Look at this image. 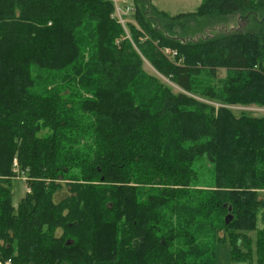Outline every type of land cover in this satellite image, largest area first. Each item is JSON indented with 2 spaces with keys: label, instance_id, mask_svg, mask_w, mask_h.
<instances>
[{
  "label": "trees",
  "instance_id": "trees-1",
  "mask_svg": "<svg viewBox=\"0 0 264 264\" xmlns=\"http://www.w3.org/2000/svg\"><path fill=\"white\" fill-rule=\"evenodd\" d=\"M135 4L127 34L106 0H0V264H215L264 222V116L234 110L264 108V0ZM213 14L253 31L198 44Z\"/></svg>",
  "mask_w": 264,
  "mask_h": 264
},
{
  "label": "rangeland",
  "instance_id": "rangeland-1",
  "mask_svg": "<svg viewBox=\"0 0 264 264\" xmlns=\"http://www.w3.org/2000/svg\"><path fill=\"white\" fill-rule=\"evenodd\" d=\"M130 6L134 9L136 6L135 0H126ZM203 0H153V5L159 11H163L168 13L171 16H176L179 14H187V13H195L200 5L202 4ZM116 14V7L114 6ZM133 14L126 16V20L128 21L127 25L132 24L141 31L140 27L136 24L135 20L132 18ZM242 15H220V14H213L212 16L206 17L204 19H200L202 21V29L201 38H195L198 44H205V47L213 48H223L225 43H223V37L235 33H240L242 35L252 32L254 26H249L247 22V18ZM261 26H257L254 28L258 31L261 29ZM128 34L127 26L125 30ZM166 49H163L162 52L165 56L169 59H172L170 56L166 54ZM170 51H173L169 49ZM145 71L151 75L156 74L153 67L148 63L145 62ZM225 75L224 72H221L220 76L223 77ZM162 78V77H161ZM162 80L166 83H169L173 87L175 91L178 89L172 85L168 80L162 78ZM234 110L237 111H250L256 117L264 116V108L258 107H235ZM50 132L43 131L41 133L42 136H48ZM199 189H207V188H199ZM12 204L15 208H17L21 202V200L26 196L28 192L26 179H18L12 182ZM67 191L64 190L61 192L57 200H61L64 196H66ZM259 200L264 201V191L259 193ZM259 212L262 211L259 208ZM264 230V222L261 219V212L257 216L256 228L254 231H241V230H228L224 229L218 232L217 240L220 241L215 245V264H259L258 263V239H259V232ZM233 233V234H232ZM231 236H238L243 239L244 246L241 249L240 253L243 257L238 254V259H244V261L238 262L233 259L232 251H231Z\"/></svg>",
  "mask_w": 264,
  "mask_h": 264
},
{
  "label": "built area",
  "instance_id": "built-area-1",
  "mask_svg": "<svg viewBox=\"0 0 264 264\" xmlns=\"http://www.w3.org/2000/svg\"><path fill=\"white\" fill-rule=\"evenodd\" d=\"M106 1L112 3L116 7V14L114 15V18L126 30V26L128 23V21L126 20V16L133 14L135 12V9L132 6H130L126 0H106ZM166 54L171 58L177 56V53L175 51H170L169 49L166 50ZM6 264H10V262H7Z\"/></svg>",
  "mask_w": 264,
  "mask_h": 264
},
{
  "label": "water",
  "instance_id": "water-1",
  "mask_svg": "<svg viewBox=\"0 0 264 264\" xmlns=\"http://www.w3.org/2000/svg\"><path fill=\"white\" fill-rule=\"evenodd\" d=\"M230 219L232 220V217H230Z\"/></svg>",
  "mask_w": 264,
  "mask_h": 264
}]
</instances>
